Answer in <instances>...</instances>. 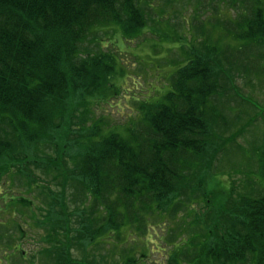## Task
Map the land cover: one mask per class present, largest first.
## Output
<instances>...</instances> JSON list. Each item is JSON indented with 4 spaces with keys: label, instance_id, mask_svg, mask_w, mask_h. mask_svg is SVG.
Here are the masks:
<instances>
[{
    "label": "trees",
    "instance_id": "16d2710c",
    "mask_svg": "<svg viewBox=\"0 0 264 264\" xmlns=\"http://www.w3.org/2000/svg\"><path fill=\"white\" fill-rule=\"evenodd\" d=\"M154 1L0 0V178L39 170L46 161L41 156L49 159L47 166L56 165L59 160L45 155L47 145L76 150L68 155L71 161L74 156L73 167L61 189L54 190L48 179L41 181L45 213L35 224L47 228L43 238L51 244L40 247L26 264H116L111 262L112 251L102 257L96 249L105 236L120 239L131 221L157 211L163 201L169 207L178 197L175 189L187 194L186 184L207 150L210 125L218 116L216 104L225 91L214 67L223 61L218 44L192 50L172 76L171 90L161 99L141 103L143 115L130 126L117 131L105 128L102 119L88 124V114H75L89 110L93 96L118 90L112 79L123 73L117 55L96 39L97 29L117 25L124 39L135 38L155 9ZM246 8L224 28L243 42L264 44V0H248ZM225 53L221 51L227 59ZM73 118L79 128L74 136L69 122ZM260 151L256 172L261 184L239 191L207 232L184 237L187 245L171 254V264H264V147ZM68 179L75 181L79 203L84 202V221L77 228L65 200ZM30 185L36 188L39 182ZM12 195L5 211L30 203L22 194ZM91 200L88 212L85 206ZM77 241L84 250L94 245L95 255L75 257L71 249L80 245ZM129 254L121 264H147ZM1 258L3 264H25L11 255Z\"/></svg>",
    "mask_w": 264,
    "mask_h": 264
},
{
    "label": "rangeland",
    "instance_id": "374dc122",
    "mask_svg": "<svg viewBox=\"0 0 264 264\" xmlns=\"http://www.w3.org/2000/svg\"><path fill=\"white\" fill-rule=\"evenodd\" d=\"M247 3L248 0H155L152 4L155 9L150 10L143 32L135 38L124 39L117 25L97 29L96 39L104 42V50L117 55L118 69L122 68L123 73H117L112 79L118 90L114 88L105 91V95L93 96L89 99V110L75 112L79 116L88 114V124L102 119L105 128L118 131L138 122L143 115L141 103L161 99L171 90L172 74L187 62L192 50L203 51L205 47L211 49L218 44L222 56L219 58L223 61H218L214 67L225 83L222 100L216 104L217 120L210 125L209 145L189 176L187 194L175 189L178 197L169 207L163 201L157 211H148L144 219L131 221L128 230H121L120 239L116 234L105 236L100 249H96L102 257L112 251L111 262L124 263L130 252L129 255L140 257L138 262L145 259L147 264H171V254L187 245L182 241L184 237L197 235L213 221L217 222V214H223L229 202L237 199L239 191L243 193L251 185L261 184L256 170L259 171L258 159L264 147V44L243 42L224 28L248 11ZM221 51H226L227 59ZM69 122L73 128L71 135H78V121L73 118ZM54 142L62 144L63 141L55 138ZM43 149L45 155L52 156L53 161L59 160V164L47 166L49 159L41 154L46 161L40 162L39 170L17 172L16 177L7 173L0 178V218L4 221L0 227L1 264L2 255H11L26 264L40 247L51 244L43 238L47 228L40 222L35 224V219L45 213L43 195L46 192L41 189L42 180L48 179L54 190L61 189L69 168L73 167L74 156L71 161L68 155L75 154L76 150L60 146L56 150L54 144ZM30 178H35L34 182L38 180L39 187L33 188ZM67 184L66 205L72 211L73 225L77 228L84 221V202L79 203L75 181L68 179ZM17 193L30 203L15 211L8 208L5 211L6 201ZM91 202H86L88 212ZM175 203L178 206L173 210ZM139 223L141 228L137 229ZM79 234H73L76 240ZM81 247L80 244L71 249L75 257L86 253L90 257L95 255L94 245L87 250ZM21 252L24 253L22 258Z\"/></svg>",
    "mask_w": 264,
    "mask_h": 264
}]
</instances>
